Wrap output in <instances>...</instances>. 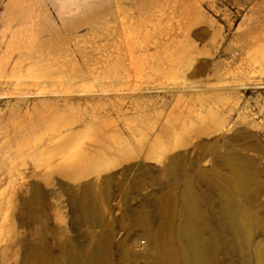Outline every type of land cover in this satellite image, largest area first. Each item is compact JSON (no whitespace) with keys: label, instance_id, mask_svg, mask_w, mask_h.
<instances>
[{"label":"rangeland","instance_id":"rangeland-1","mask_svg":"<svg viewBox=\"0 0 264 264\" xmlns=\"http://www.w3.org/2000/svg\"><path fill=\"white\" fill-rule=\"evenodd\" d=\"M192 209L264 264V0H0V264H188Z\"/></svg>","mask_w":264,"mask_h":264},{"label":"bare ground","instance_id":"bare-ground-1","mask_svg":"<svg viewBox=\"0 0 264 264\" xmlns=\"http://www.w3.org/2000/svg\"><path fill=\"white\" fill-rule=\"evenodd\" d=\"M74 77H76V76H74ZM70 82H71V80H70ZM230 179L229 180H230L231 184L234 186V188H237L238 191H240V190L243 191V188H244V185H245V179L240 173H235L233 175V177L230 178ZM229 180H228V182H229ZM222 193H220L221 196L224 195V197H225V194L224 193L222 194ZM187 196L188 197H187L186 200L189 203L190 202L193 203L192 196H190V194L187 195ZM230 200L228 201V199H227V202H230ZM228 204H230V205H227V208L229 207V210H231L230 207L232 205H234V204H233V202L232 203H228ZM237 207H239V206H237ZM235 208H233V209H235ZM233 209L231 210V211H233L232 212L233 215H234V212L236 211L235 214H240L241 213L242 216H243V219H241V220H243V222H241V220L238 219V220H240L241 223L234 216V218L236 219V220L234 219V226H235V228L240 230L242 223H244L245 221L248 222L250 218L248 217L247 213H245L243 210H241L242 212L241 211H237V210H240V208L239 209L236 208L237 210L235 209V211ZM241 214H240V217H241ZM236 216H238V215H236ZM196 222H197L196 221V210L192 209L190 211V216L187 217V223H186V225H187L186 226V233L188 234L187 235L188 237L186 238L187 240L185 242H182V244L181 243L179 244L180 248L179 247L177 248L175 245H172V244H168V243L164 244L159 250L160 251L159 253L161 254V256H163V255L166 256L167 255V256H169L172 259H174L176 256H180L188 264H202L205 259L207 260V257L203 256V255L206 254V252L204 251L205 254H204V252L202 253V249H201V246H202L201 242L204 240V239H202V235H201L203 233V231L201 233V229H200V227H198V224ZM241 230H242V228H241ZM239 233H240V231H239ZM204 242H205V240H204ZM206 260H205V262H206ZM205 262H204V264H205ZM90 264H106V263H104L101 260L96 258ZM206 264H207V262H206Z\"/></svg>","mask_w":264,"mask_h":264}]
</instances>
